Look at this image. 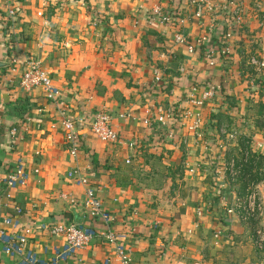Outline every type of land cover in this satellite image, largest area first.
<instances>
[{
    "label": "crops",
    "instance_id": "1",
    "mask_svg": "<svg viewBox=\"0 0 264 264\" xmlns=\"http://www.w3.org/2000/svg\"><path fill=\"white\" fill-rule=\"evenodd\" d=\"M210 1L219 21L228 0ZM255 1L242 0L245 28L230 56L222 57L220 27L207 29L214 13L204 8L195 18L185 0H53L44 7L38 0H0V226L5 217L17 218L19 228L31 229L27 247L44 258L62 238L40 225L54 220L101 229L81 205L84 188L68 178L77 168L114 216L132 264H264L252 243L253 225L222 216L223 205L250 188L264 206V69L250 62L264 60V29ZM178 33L184 43L175 41ZM202 35L208 42H196ZM28 59L52 76L56 100L20 85ZM204 91L211 97L192 104ZM160 106L172 107L174 116L147 126L144 119ZM187 110L203 120L198 135L186 129ZM98 111L111 115L117 141H100L89 131L87 120ZM64 115L82 121L76 158L65 150ZM221 130L235 132L234 138ZM217 150L218 160L234 157L240 167L242 152H250L252 162L234 185L214 174ZM18 160L29 178L6 187ZM0 264H18L1 243ZM65 264L121 263L95 239Z\"/></svg>",
    "mask_w": 264,
    "mask_h": 264
},
{
    "label": "built area",
    "instance_id": "2",
    "mask_svg": "<svg viewBox=\"0 0 264 264\" xmlns=\"http://www.w3.org/2000/svg\"><path fill=\"white\" fill-rule=\"evenodd\" d=\"M42 7L47 6L53 0H38ZM188 5H192L194 13L192 16L195 18H202V10L205 8L209 13H214L207 20V29L213 30L214 26H219L221 31V38L219 44V53L222 57H229L231 54L232 45L235 43L238 36H240L242 29L245 28L244 18V3L242 0H228L227 7L229 11L225 12L226 6L222 7L219 12L222 18L218 21L214 11L216 2L211 3L210 0H185ZM255 11L258 12V25L264 29V0L255 1ZM225 12V13H224ZM155 14H159L163 22H168L170 18L161 14L158 7L154 9ZM38 16L41 12L37 13ZM184 19H179L178 22L183 23ZM175 41L178 43H184L185 38L181 33L175 35ZM209 37L202 35L196 39L198 43L208 42ZM187 50L193 52V45H188ZM213 50L208 49L206 51V58L210 60V64L213 61ZM14 59L12 62H15ZM250 62L255 64L260 69H264V60L250 58ZM9 70L14 72L15 66L9 67ZM155 80H159L158 73H155ZM20 85L25 89L33 87L41 88L48 100H56L59 96V90L53 82L52 76L46 72L40 65V62L35 59L26 60V68L22 72L19 80ZM191 94L196 93L197 88L193 86ZM211 91H204L201 96H197L193 100L194 105H202L209 97H211ZM174 109L172 107H157L156 113L144 119V123L147 126L164 125L168 119H172L174 116ZM111 115L105 111H98L91 119L87 120L89 131L95 135L100 141L115 142L118 139L117 132L114 130L111 124ZM183 119L188 120L185 124L186 129L192 134L198 135L202 129L203 120L197 114L190 110H187ZM78 122H82L80 119H74L73 117L64 115L61 119V127L63 133V140L66 149L70 156L77 157L80 149L79 135L77 131ZM227 138L232 139L235 136V132L227 133L221 130ZM220 147V146H219ZM221 156L220 151H216V157L212 160L213 171L216 177L220 179H226L229 185H234L240 174L241 167L237 164L234 157H230L225 161H220L217 158ZM250 159V152L245 150L242 152L241 162L247 164ZM189 168V171H192ZM68 178L74 179L77 185H81L84 188L85 199L81 200V205L85 207L86 212L92 219L100 220L102 222V228L97 229L93 226H85L75 224L66 221H51L47 224L40 225V228H44L47 234L51 237L62 238V243L55 245L51 248V256L44 258L41 255L30 250L28 245V236L31 232L29 227H21L20 221L15 217H5L0 226V243L2 252L12 259H17L18 264H65L67 260L72 258L79 249L87 246L91 241L98 239L101 243H104L112 249L115 257L121 264H132V258L130 250L126 248L122 242L123 237L117 233L114 229L115 218L110 213L105 211L102 205L101 198L96 193V190L91 184V178L87 173L75 168L68 172ZM29 178V173L26 171L21 160H18L14 164L10 173L4 180V184L9 188H16L25 184ZM243 196L233 195L231 202L223 205V217H232L239 220L241 223H248L253 225L252 230V243L255 250L264 253V206L260 200L258 193L250 188ZM71 204L78 203V199L72 198ZM17 213L20 211L19 207H16ZM10 228H7V227ZM20 229V230H19ZM221 231L218 230L214 233V238L219 237Z\"/></svg>",
    "mask_w": 264,
    "mask_h": 264
},
{
    "label": "trees",
    "instance_id": "3",
    "mask_svg": "<svg viewBox=\"0 0 264 264\" xmlns=\"http://www.w3.org/2000/svg\"><path fill=\"white\" fill-rule=\"evenodd\" d=\"M252 161H249L247 164H242V167L244 166L245 168L248 167V165L251 164ZM259 252V251H258Z\"/></svg>",
    "mask_w": 264,
    "mask_h": 264
},
{
    "label": "water",
    "instance_id": "4",
    "mask_svg": "<svg viewBox=\"0 0 264 264\" xmlns=\"http://www.w3.org/2000/svg\"><path fill=\"white\" fill-rule=\"evenodd\" d=\"M5 65L3 63L0 62V68L4 67Z\"/></svg>",
    "mask_w": 264,
    "mask_h": 264
}]
</instances>
